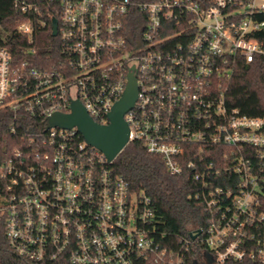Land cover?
<instances>
[{"label":"built area","instance_id":"built-area-1","mask_svg":"<svg viewBox=\"0 0 264 264\" xmlns=\"http://www.w3.org/2000/svg\"><path fill=\"white\" fill-rule=\"evenodd\" d=\"M45 1L58 21V62L39 66L33 46L17 60L0 46V109L13 112L19 144L0 145V221L12 251L36 264H264V118L229 104L237 64L264 57V0ZM36 20L17 27L30 45L47 25ZM131 72L129 143L201 186L206 225L177 247L114 161L76 128H48L74 100L109 125Z\"/></svg>","mask_w":264,"mask_h":264},{"label":"trees","instance_id":"trees-1","mask_svg":"<svg viewBox=\"0 0 264 264\" xmlns=\"http://www.w3.org/2000/svg\"><path fill=\"white\" fill-rule=\"evenodd\" d=\"M17 1L36 4L40 14L22 13L15 5ZM53 16L54 8L45 0H0V46L8 48L17 60L23 59L25 51L33 46L37 51L33 59L39 61V66L58 62L60 44L58 38L52 36ZM37 17L46 20L47 25L36 30L35 43L30 45L28 38L17 32V27L27 19L36 20ZM260 20L264 21V15ZM261 38L264 39V34ZM236 70L230 91V107L249 117L264 118V57H258L252 63L241 60ZM13 116V112L0 109V145L8 149L19 145L18 138L10 133ZM111 168L130 184L134 192H143L151 198L159 219L157 225L161 231L166 232V243L169 247H177L179 238L205 227V206L195 199V194L201 186L193 182L188 173L182 176L170 175L161 158L149 154L142 143L130 142L114 160ZM222 179L223 177L216 180L217 186H225ZM0 185L2 186L1 182ZM260 204L264 213V196ZM6 232L5 224L0 221V264H36L12 251ZM225 264L250 263L229 261Z\"/></svg>","mask_w":264,"mask_h":264},{"label":"water","instance_id":"water-1","mask_svg":"<svg viewBox=\"0 0 264 264\" xmlns=\"http://www.w3.org/2000/svg\"><path fill=\"white\" fill-rule=\"evenodd\" d=\"M52 36H57L58 21L52 20ZM128 84L122 98L113 106L109 115V125H99L87 113L84 106L79 100H74L71 103V112L63 114L60 112L54 113L49 118V126L62 129L76 128L83 136L85 142L101 151L107 161L112 163L118 155L129 144V126L125 120V115L130 112L138 98V86L136 76L130 73ZM201 233L198 230L195 234H191L193 239H196ZM209 263L210 257L207 255Z\"/></svg>","mask_w":264,"mask_h":264}]
</instances>
